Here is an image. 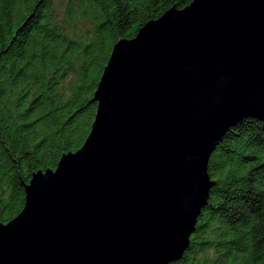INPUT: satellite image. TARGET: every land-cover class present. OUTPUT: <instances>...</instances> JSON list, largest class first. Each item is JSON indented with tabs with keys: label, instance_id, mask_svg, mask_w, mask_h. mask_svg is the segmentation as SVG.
Segmentation results:
<instances>
[{
	"label": "water",
	"instance_id": "obj_1",
	"mask_svg": "<svg viewBox=\"0 0 264 264\" xmlns=\"http://www.w3.org/2000/svg\"><path fill=\"white\" fill-rule=\"evenodd\" d=\"M84 144L39 170L0 224V264H170L214 181L212 153L264 121V0H193L115 43Z\"/></svg>",
	"mask_w": 264,
	"mask_h": 264
},
{
	"label": "trees",
	"instance_id": "obj_2",
	"mask_svg": "<svg viewBox=\"0 0 264 264\" xmlns=\"http://www.w3.org/2000/svg\"><path fill=\"white\" fill-rule=\"evenodd\" d=\"M193 0H0V224L39 170L88 137L115 43ZM214 181L190 244L170 264H264V121L248 117L208 163Z\"/></svg>",
	"mask_w": 264,
	"mask_h": 264
},
{
	"label": "rangeland",
	"instance_id": "obj_3",
	"mask_svg": "<svg viewBox=\"0 0 264 264\" xmlns=\"http://www.w3.org/2000/svg\"><path fill=\"white\" fill-rule=\"evenodd\" d=\"M65 2H66V0H55V4L57 6V9H58L60 16L63 15V7H64Z\"/></svg>",
	"mask_w": 264,
	"mask_h": 264
}]
</instances>
